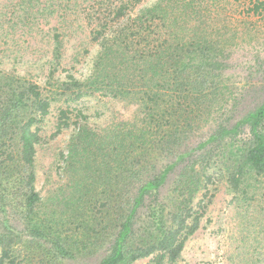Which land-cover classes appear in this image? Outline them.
<instances>
[{
  "label": "trees",
  "instance_id": "trees-1",
  "mask_svg": "<svg viewBox=\"0 0 264 264\" xmlns=\"http://www.w3.org/2000/svg\"><path fill=\"white\" fill-rule=\"evenodd\" d=\"M8 1L0 11V264H134L145 258V264H178L208 220L218 169L237 197L250 200L249 180L264 175L263 88L258 103L234 115L244 86L264 82V54L257 51L243 87L228 75L235 49L250 48L261 32L264 0H161L152 6L90 0L91 42L100 50L86 77L63 66L67 1ZM232 2L248 12L235 28L239 35L228 39L229 30L214 20ZM50 18L59 26L51 34L43 86L15 64L21 37L42 30ZM52 93L69 104L104 93L136 106L141 116L109 139L99 136L84 111L60 110L57 134L73 128L68 151L59 157L71 182H84L78 176L93 151L109 159L102 199L92 196L86 207L70 197L73 210L86 209L74 212L77 220L87 221V211L92 222L74 236L64 230L66 221L57 220L70 210H57L55 203L48 208L37 184Z\"/></svg>",
  "mask_w": 264,
  "mask_h": 264
},
{
  "label": "rangeland",
  "instance_id": "rangeland-1",
  "mask_svg": "<svg viewBox=\"0 0 264 264\" xmlns=\"http://www.w3.org/2000/svg\"><path fill=\"white\" fill-rule=\"evenodd\" d=\"M64 1L69 4L67 15L70 27L65 33L63 66L75 73L77 77H86L91 73L94 60L100 50L97 43L91 42L93 28L89 20L92 11L89 10H91L92 4H90V0ZM112 1L116 5L121 0ZM160 1L144 0L143 6H152ZM8 3V0H0V11L2 8H6ZM220 11L221 15L217 16L219 19L216 20L215 17L213 20L220 29L229 30L226 33L230 39L236 33V26L238 25L240 28L244 20L247 19L248 9L242 4L232 2ZM257 21L262 26L257 40L250 48L235 49L233 54V63H231L228 77L232 84L239 87H243L245 84L250 65L254 60L257 61V51L261 50L260 57H263L264 54V18ZM43 22L42 30L35 28L27 38L21 37L22 55L19 63H16L15 66L22 73L31 71L35 78L45 86L46 73L51 59V34L53 29L59 26V20L50 18ZM18 34L21 35L20 32ZM235 39L238 44L239 39ZM262 88L264 90V82L257 80L253 88L248 84L244 86V97L234 115L237 119L250 109V106L253 107L262 99ZM55 96L54 93L51 94V97H54L51 113L45 119L41 131L43 141L38 146L37 184L48 208L55 203L57 210H63L65 207L70 210L65 214H57V220L61 221L60 225L66 221L67 225L63 227L64 230L74 236L79 233V229H83L82 227L88 226L92 222L88 221L90 212L87 211L83 217L87 221L77 220L75 215L84 213L86 209L83 210L82 207H79L81 211L76 208L73 210L70 197H74L77 206L79 202H84L86 207L92 196L102 199L101 197L108 189L103 178L108 169L109 159L106 156L101 157L98 152L92 150L93 152L89 155L78 176L84 182L80 183V186L73 184L71 182L73 178L61 170L63 162L59 160L60 153L68 151L73 128L57 134L56 125L60 110L70 105L71 109L84 111L89 116L91 123L97 126L99 136L106 135L109 139H112L114 133L120 132V127L131 125L135 119H140L141 116L140 118L135 116L136 106L123 100L104 96V93L86 96L83 100L72 104L66 103L60 97L55 98ZM198 139L199 137L195 136L193 140L196 142ZM215 175L214 183L209 187V194L213 195V199L209 208L208 220L189 240L178 264H264V175L252 176L249 180L248 185L251 184V186L248 187L249 189L246 188V191H254V194L249 193L248 195L250 200H244L233 193L223 170L218 169ZM107 181L108 179H106ZM205 192L206 190H203L201 193ZM197 197L200 199L201 194ZM149 260V258L141 259L134 264H145ZM85 263L86 261L83 259L68 262V264Z\"/></svg>",
  "mask_w": 264,
  "mask_h": 264
}]
</instances>
